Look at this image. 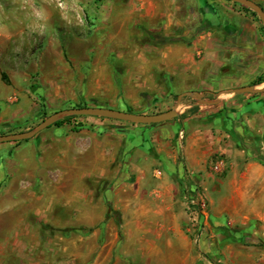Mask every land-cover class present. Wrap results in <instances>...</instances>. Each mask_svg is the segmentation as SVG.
<instances>
[{
  "label": "rangeland",
  "instance_id": "1",
  "mask_svg": "<svg viewBox=\"0 0 264 264\" xmlns=\"http://www.w3.org/2000/svg\"><path fill=\"white\" fill-rule=\"evenodd\" d=\"M206 1L210 11L204 30L216 42L223 64L217 73L209 74L207 88L200 92L209 91L205 99L214 101L217 93L235 87H263L261 19L250 8L228 0ZM192 6L198 12L193 2ZM75 17L79 26L85 27L87 17ZM198 25V20L192 21L189 27L195 30ZM119 27L118 24L114 31ZM130 33L134 47L120 48L119 43L110 47L104 42L103 31L97 32L95 46L87 51L88 59L78 64L67 59L65 48L66 60L61 65H47L42 78L35 74L22 86L35 91L37 106L15 126L0 128V136L28 132L56 112L83 105L147 115L171 110L178 96L194 84L193 80L178 72L168 85L162 73L160 84L166 91L151 89L150 83L140 87L135 57L143 52L145 57L155 58L156 51L152 46L137 50V34L134 30ZM151 37L147 35L143 43H153ZM75 51L83 53L84 49ZM147 93L154 96L147 97ZM261 94L264 92L250 96ZM228 96L222 95L220 100ZM4 100L10 104L7 96ZM192 101L198 102L183 98L179 117L187 116L185 108ZM248 113L243 109L233 115L236 145L232 149L227 145L233 138L220 132L222 128L209 125L207 115L206 121H191L195 131L206 132L202 138L204 147L198 153L202 169L195 175L185 163L186 132L171 156L168 151L172 145L160 153L153 149L150 134L148 138L140 136L154 126L89 116L62 118H69L65 124L73 131L93 126L90 122L94 120L113 123L109 128L112 130H128L127 141L113 157L111 174L88 184L94 190V203L105 210V221L97 227L102 232L93 236L82 229L65 227V221L75 217L67 210L60 211L63 228L50 230L38 221L43 218L38 213L29 220L41 233V239L32 241V247H22L20 255L10 251L0 256V264H264V133H259L264 130V109L251 116ZM56 128L53 124L38 135ZM141 144L145 147L141 148ZM108 221L113 224L107 231ZM8 230L7 225L0 226V234ZM43 232L47 234L44 238Z\"/></svg>",
  "mask_w": 264,
  "mask_h": 264
},
{
  "label": "crops",
  "instance_id": "2",
  "mask_svg": "<svg viewBox=\"0 0 264 264\" xmlns=\"http://www.w3.org/2000/svg\"><path fill=\"white\" fill-rule=\"evenodd\" d=\"M57 1H62L64 7L59 8ZM257 2L264 9V0ZM209 11L206 0H0V128L15 126L37 106L35 91L22 87L33 75L42 78L47 65H61L66 60L65 48L70 61L78 64L88 59L87 51L95 46V36L100 31L110 47L119 43L120 48H132L130 30H134L139 39L137 50L152 46L156 51L155 58L145 57L143 52L135 57L136 82L140 87L150 83L151 89L165 90V85L160 84L162 73L169 85L179 72V76L185 75L194 82L187 92H200L207 88L209 74L217 73L223 64L216 42L204 30ZM213 13L217 16L214 10ZM76 15L87 17L85 27L75 21ZM197 20L199 25L192 30L189 25ZM118 24L119 29L114 31ZM147 35L152 36L153 43H143ZM77 48L84 52L76 53ZM146 95L153 97L154 93ZM261 95L231 94L209 106L192 101L186 105L187 116L146 129L140 136L148 138L150 134L153 149L160 153L172 145L168 153L174 156L180 134L186 132L185 163L195 175L202 169L203 160L198 153L204 147L202 138L206 132L195 131L191 121L207 115L209 125L236 138L233 115L243 109L249 110V116L256 111L261 113L264 94ZM6 96L10 104L4 100ZM90 123L93 126L79 131L64 124L21 144H2L0 226L7 225L9 230L0 234V256H7L10 251L20 255L22 247H32V241L41 239V233L29 220L38 213L43 215L38 221L50 230L63 228L60 211L67 210L75 217L65 221V227L82 229L93 236L102 232L97 227L105 221V210L94 203V190L88 184L111 174L113 157L129 135L126 129H109L114 124L107 120ZM113 135L118 140L113 141ZM234 140L227 145L231 149L236 145ZM231 149L227 151L232 152ZM112 224H107V231ZM46 235L43 232V238ZM144 253L142 250V256Z\"/></svg>",
  "mask_w": 264,
  "mask_h": 264
},
{
  "label": "water",
  "instance_id": "3",
  "mask_svg": "<svg viewBox=\"0 0 264 264\" xmlns=\"http://www.w3.org/2000/svg\"><path fill=\"white\" fill-rule=\"evenodd\" d=\"M236 4L243 5L245 7L253 10L261 19L264 26V9L252 0H228ZM264 92V86L260 88L255 87H242L235 88L231 90H226L216 94L217 99L214 101H208L205 99L206 94L210 92H198V91H188L180 94L177 98L176 104L173 108L165 113L156 114V115H147V114H136L132 112L117 110L113 108H103V107H80V108H71L62 110L54 113L45 120H43L36 128L28 132L1 135L0 144L7 142H18L30 140L36 137L39 133L49 128L57 121L61 120L66 116H89L97 118L112 119L118 121H124L139 125H157L164 122H168L179 118L178 109L182 105L183 98L190 97L196 99L200 105H217L221 102L220 98L222 95H231V94H259Z\"/></svg>",
  "mask_w": 264,
  "mask_h": 264
},
{
  "label": "trees",
  "instance_id": "4",
  "mask_svg": "<svg viewBox=\"0 0 264 264\" xmlns=\"http://www.w3.org/2000/svg\"><path fill=\"white\" fill-rule=\"evenodd\" d=\"M82 107H89V105H83ZM119 110V109H118ZM69 119V118H68ZM68 119H64V120H61V121H58L56 122L54 125L57 126V127H60L62 125H64ZM158 125V124H157ZM149 126H156V125H149ZM28 140H25V141H18V142H14L15 144H21L23 142H27ZM194 190V189H193ZM193 192V191H192Z\"/></svg>",
  "mask_w": 264,
  "mask_h": 264
},
{
  "label": "built area",
  "instance_id": "5",
  "mask_svg": "<svg viewBox=\"0 0 264 264\" xmlns=\"http://www.w3.org/2000/svg\"><path fill=\"white\" fill-rule=\"evenodd\" d=\"M57 2H58L59 7H61V8L64 7V4L62 1H57ZM180 137H181V139L183 138V132L180 134ZM261 154L264 156V146L262 148Z\"/></svg>",
  "mask_w": 264,
  "mask_h": 264
}]
</instances>
